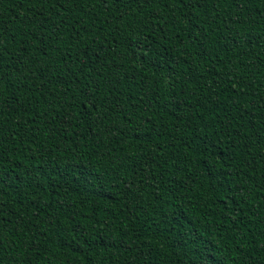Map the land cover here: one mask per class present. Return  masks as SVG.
Here are the masks:
<instances>
[{"label":"trees","instance_id":"trees-1","mask_svg":"<svg viewBox=\"0 0 264 264\" xmlns=\"http://www.w3.org/2000/svg\"><path fill=\"white\" fill-rule=\"evenodd\" d=\"M39 11L0 0L33 69L0 98V264H264V0L191 9L197 44L176 0L44 4L57 42Z\"/></svg>","mask_w":264,"mask_h":264},{"label":"snow or ice","instance_id":"snow-or-ice-1","mask_svg":"<svg viewBox=\"0 0 264 264\" xmlns=\"http://www.w3.org/2000/svg\"><path fill=\"white\" fill-rule=\"evenodd\" d=\"M29 4L31 5L32 0H28ZM37 2L41 6V11L33 13V18L30 21L31 23L37 25V31H40L46 34V37L52 38L54 42L59 41L60 38L63 37V31L61 27L56 25L52 26V29L48 27V20L47 18L41 19L42 8L44 4H48L49 7H55L56 12L54 13L55 16L59 17L60 11L63 10V5L68 4L69 7H74L76 0H37ZM128 3H137L142 4L145 7L150 6L152 3L157 2V0H127ZM178 4L184 6V8L188 9L189 11L185 13V19L187 20L188 24L191 25V35L193 36V44L201 43V30L197 27L195 21L198 17H193L191 15V9L199 8L203 4L207 3V0H176ZM250 0H243V3H248ZM99 3L104 4L105 9L107 8L108 0H99ZM62 20L63 18L60 17ZM8 28L0 21V98L4 96V93L7 91L8 95L11 96L18 91L19 89L16 85L19 83V78L22 77V74L25 72L31 73L33 69L26 68V61L30 60L29 57L24 55L25 49L24 48H17L16 53L13 54L11 51L8 50V45L2 43L3 36L7 33ZM77 36V42H79V33H75ZM27 36L31 37L33 40L35 37L32 35L31 29L26 34ZM243 39V38H242ZM139 42V38H138ZM245 44L247 43L246 40L243 41ZM12 44H18L21 42L18 41H11ZM141 50L143 48L141 47ZM34 51L38 55H47L45 48L37 46ZM200 51H203V47H201ZM7 57V59L5 58ZM167 65V61L165 62ZM35 71L42 72V69L36 68ZM75 83L79 86V92L81 96L80 103L82 105H88L92 111H95V105L93 104V100L96 98V95L100 93L101 85L97 79H94L91 75H88L84 78L83 85H80V80H76ZM175 100V97H173ZM3 100L0 99V103ZM173 109L179 110L178 104L174 103L171 105ZM165 108L168 107L166 104ZM85 119L91 118V113L88 111V108L84 110ZM129 123L131 121H128ZM222 134V133H221ZM213 149V145L211 143H205L202 146V150L206 152H211ZM2 194V193H0ZM61 231H64V228L61 227ZM67 231H79V226L74 223L70 222L67 227ZM198 264H206L205 261L200 260Z\"/></svg>","mask_w":264,"mask_h":264}]
</instances>
